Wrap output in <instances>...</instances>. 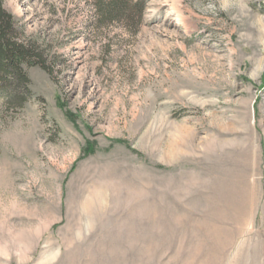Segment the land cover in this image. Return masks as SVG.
<instances>
[{"label": "rangeland", "instance_id": "374dc122", "mask_svg": "<svg viewBox=\"0 0 264 264\" xmlns=\"http://www.w3.org/2000/svg\"><path fill=\"white\" fill-rule=\"evenodd\" d=\"M141 1L3 0L50 73L0 98V264H264V0Z\"/></svg>", "mask_w": 264, "mask_h": 264}, {"label": "trees", "instance_id": "16d2710c", "mask_svg": "<svg viewBox=\"0 0 264 264\" xmlns=\"http://www.w3.org/2000/svg\"><path fill=\"white\" fill-rule=\"evenodd\" d=\"M93 6L102 22H112L140 16L143 3L141 0H93ZM23 65L39 66L50 73L43 49L19 37L12 15L0 0V98L7 108L21 109L32 96Z\"/></svg>", "mask_w": 264, "mask_h": 264}]
</instances>
